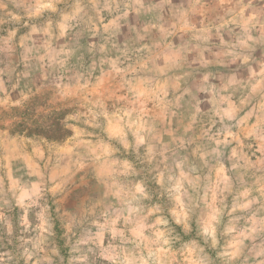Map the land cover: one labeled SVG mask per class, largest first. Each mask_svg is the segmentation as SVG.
<instances>
[{"label": "rangeland", "instance_id": "rangeland-1", "mask_svg": "<svg viewBox=\"0 0 264 264\" xmlns=\"http://www.w3.org/2000/svg\"><path fill=\"white\" fill-rule=\"evenodd\" d=\"M0 264H264V0H0Z\"/></svg>", "mask_w": 264, "mask_h": 264}]
</instances>
